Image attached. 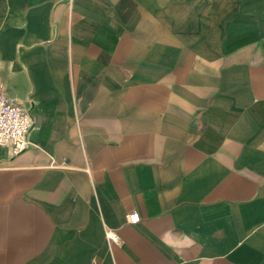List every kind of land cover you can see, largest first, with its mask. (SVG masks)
I'll return each instance as SVG.
<instances>
[{
  "label": "crops",
  "instance_id": "obj_1",
  "mask_svg": "<svg viewBox=\"0 0 264 264\" xmlns=\"http://www.w3.org/2000/svg\"><path fill=\"white\" fill-rule=\"evenodd\" d=\"M0 83V264H264V0H0Z\"/></svg>",
  "mask_w": 264,
  "mask_h": 264
},
{
  "label": "built area",
  "instance_id": "obj_2",
  "mask_svg": "<svg viewBox=\"0 0 264 264\" xmlns=\"http://www.w3.org/2000/svg\"><path fill=\"white\" fill-rule=\"evenodd\" d=\"M34 124L30 109L8 97L0 83V146L7 147L13 156L19 155L29 146L28 133ZM128 223H137L139 215L130 212L126 215ZM105 237L112 243L119 238L113 231H106Z\"/></svg>",
  "mask_w": 264,
  "mask_h": 264
}]
</instances>
